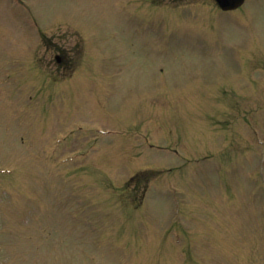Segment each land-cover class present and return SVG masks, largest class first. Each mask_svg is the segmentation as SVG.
I'll return each instance as SVG.
<instances>
[{
  "label": "rangeland",
  "instance_id": "rangeland-1",
  "mask_svg": "<svg viewBox=\"0 0 264 264\" xmlns=\"http://www.w3.org/2000/svg\"><path fill=\"white\" fill-rule=\"evenodd\" d=\"M22 1L26 6L17 5L15 18V11L0 6V74L9 75L14 90L0 81V167L17 172L16 179L0 178V264H179L174 251L187 254L183 264H264V241L258 239V232L264 234V103L255 100L260 90L253 82L261 72L250 78L243 61L236 62L256 41L264 43V0L245 5L252 17L238 19L237 11L219 14L221 21L206 24L212 30L194 20L192 10L176 22L170 20L173 13L162 9L143 12L135 0ZM58 17L78 25L90 73H80L56 94L30 84L17 88L15 77L22 78L19 69L27 60V52L16 48L24 44L22 26L31 28L33 18L43 26ZM65 25L54 22L47 34L58 36ZM71 37L67 47L77 41L75 34ZM49 52L54 68V51ZM39 53L46 55L43 48ZM253 61L264 68V60ZM33 75L34 86L42 84ZM236 76L237 84L227 86ZM230 101L235 107L229 112L218 108ZM243 122L251 124V139L238 145L226 141L228 131ZM242 131H247L244 126ZM84 139L89 142L81 144ZM129 140L138 141L140 150L125 153ZM56 143L67 145L65 150L82 147L70 154L60 152L58 163L86 155L87 171L92 174L97 165V173L73 182L68 173L56 170L44 157L54 156ZM232 153L238 154L237 160L234 169L226 171L224 158ZM131 164L173 170L162 176L167 186L150 190L143 210L129 208L142 223L135 218L126 233L130 236L113 238L109 228L103 231L99 225L94 239L83 218L75 222L85 217L87 206H76L81 215L72 214L63 194L73 185L76 191L88 192L84 183L94 182L96 176L103 184L95 185L118 189L116 196L127 208V193L120 186L133 173ZM230 194L238 201L227 197ZM103 198L113 205L107 192ZM204 198L213 205L221 202L225 223L202 213ZM96 214L103 221H117L114 208L96 207ZM181 226L202 232L193 243L183 238L179 245L157 237L159 232L176 233ZM218 228L224 233L214 236ZM136 229L141 237H135ZM205 234L208 239L202 242ZM243 237L256 239L258 248L237 249ZM109 247L127 248L124 262L117 253L104 252Z\"/></svg>",
  "mask_w": 264,
  "mask_h": 264
},
{
  "label": "water",
  "instance_id": "water-1",
  "mask_svg": "<svg viewBox=\"0 0 264 264\" xmlns=\"http://www.w3.org/2000/svg\"><path fill=\"white\" fill-rule=\"evenodd\" d=\"M237 0H231V2H229V4H231V3H235Z\"/></svg>",
  "mask_w": 264,
  "mask_h": 264
}]
</instances>
